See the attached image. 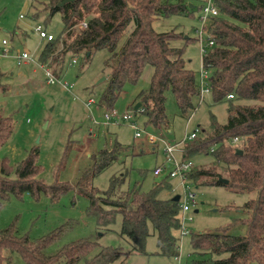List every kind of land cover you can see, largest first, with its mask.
Segmentation results:
<instances>
[{"label":"trees","instance_id":"16d2710c","mask_svg":"<svg viewBox=\"0 0 264 264\" xmlns=\"http://www.w3.org/2000/svg\"><path fill=\"white\" fill-rule=\"evenodd\" d=\"M63 1L32 2L35 9L42 6L49 19L57 14L62 18V34L47 41L39 57L40 64L57 79L64 75L70 58L82 57L87 65L95 53L108 51L105 69L110 70V78L101 100L108 107H113L126 85H136L151 66L154 74L150 88L138 94L135 104H140L137 113L144 118L145 126L170 129L166 112L169 91L184 117L194 113L201 84L184 59L185 48L192 40L174 30L157 33L153 28L161 18L194 17L200 10L194 0H73L61 5ZM215 4L219 15L209 25L214 46L203 58V66L210 72L209 90L214 103L228 105V121L220 125L213 116L209 132L183 142L185 159L210 156L214 160L209 168L194 167L186 178L195 185L222 186L256 196L238 208L246 216L235 218L227 229L193 236L194 253L203 259L192 264H264V0H215ZM84 23L86 28L82 27ZM182 39L185 47L173 46ZM231 95L233 99H228ZM14 131L12 118H0V149ZM235 138L239 139L237 144L233 143ZM127 151L117 144L112 150L98 152L92 168L82 173L75 186L58 181L47 185L40 178L36 148L16 166L0 159V210L14 197L39 199L44 194L57 200L74 190L88 199L87 215L96 220L100 230L109 229L120 215L121 236L134 245L128 253L106 247L89 257L99 244L83 239L49 256L45 250L59 234L34 242L19 235L12 225L0 230V264H14V255L25 264H113L135 252L144 254L151 230L157 235L158 255L179 257L180 201L161 198L162 193L174 188L168 178L155 183L148 193L139 185L124 190L127 174L113 176L105 191L92 183ZM220 178L228 184L221 183ZM239 226L245 228L244 235L229 234Z\"/></svg>","mask_w":264,"mask_h":264},{"label":"rangeland","instance_id":"374dc122","mask_svg":"<svg viewBox=\"0 0 264 264\" xmlns=\"http://www.w3.org/2000/svg\"><path fill=\"white\" fill-rule=\"evenodd\" d=\"M33 1L0 0V118H12L15 124L9 142L0 149L1 160L16 166L36 148L39 151L40 178L47 185L58 181L75 186L82 173L92 168L94 155L104 149L112 150L119 144L128 151L122 152L117 163L95 178L93 185L105 191L113 176L127 174L124 190L139 185L143 192L148 193L155 183L163 179L155 177L154 170L164 162L166 146L180 149L188 135L196 131L199 135L209 132L213 116L220 125L227 123V103L215 104L212 93L206 89L197 102L196 110L189 117L180 113L169 91L166 112L171 119L170 129L154 130L146 127L144 118L135 111V104L138 94L150 88L154 74L151 66L145 69L136 85H126L113 107H108L101 101L110 78V70L105 69V61L110 56L108 51L95 53L87 65L83 64L82 57L68 60L64 75L58 81L72 84L73 93L65 91L59 83L49 84L39 62L47 41L40 38L35 28L42 26L48 34L58 37L64 26L59 14L49 19L47 12L42 11V6L37 9L32 7ZM194 3L198 8L203 5L202 0H194ZM200 16L199 10L194 17L161 18L153 25L157 33L174 30L192 40L185 48L184 59L187 68L194 71L199 80L204 57L196 32L202 27ZM4 41L7 42L6 46H3ZM173 46L183 48L185 40L176 41ZM4 49L8 51L6 56L3 55ZM24 53L31 60L19 63L18 57ZM73 59L77 60V64H72ZM75 95L79 99L75 100ZM88 99L97 103L90 111L84 105ZM110 109L120 115L128 112L134 117L133 122H111L106 125L104 115ZM137 132L142 133L141 138H136ZM150 134L158 139L155 148L149 141ZM193 162L195 167L209 168L214 160L210 156H201L194 158ZM170 181L174 184V193L164 192L161 194L162 199L183 194L180 181ZM192 189L197 195L198 205L187 214L184 226L193 235L177 233L179 257L158 255L157 235L151 230L144 254L135 252L113 264H192L193 261L202 260L203 257L196 255L191 246L193 236L227 229L235 218L246 216L238 208L256 196L255 193L232 192L215 185L193 183ZM88 206V199L74 190L57 200L44 194L39 199L28 195L14 197L0 210V230L15 225L19 235L28 236L34 242L59 234L45 250L49 256L83 239L99 244L89 257H94L106 247L125 253L134 248L128 238L121 236L120 215L109 229L100 230L96 220L87 215ZM229 234L244 235L245 228L234 227ZM14 264L25 263L19 255H14Z\"/></svg>","mask_w":264,"mask_h":264},{"label":"built area","instance_id":"2783aa9c","mask_svg":"<svg viewBox=\"0 0 264 264\" xmlns=\"http://www.w3.org/2000/svg\"><path fill=\"white\" fill-rule=\"evenodd\" d=\"M203 5L200 7V21L202 22V27L201 29L197 30L198 34V43L200 44L201 47V52L204 54V57L208 54L209 48H212L214 46V42L211 40V36L209 33V25L210 22L213 20L214 17H217L219 15V10L215 4V0H202ZM82 27H87V25L84 23L82 24ZM36 33L40 36L41 39H44L46 41H52L54 40L55 36L48 34L47 31L42 27V26H37L35 28ZM206 38V40H205ZM7 42H3V46H6ZM8 51L4 49L3 55H7ZM203 57V58H204ZM28 60H31V57L24 53L22 56L18 57L19 63L26 62ZM72 64L75 65L77 64V60L73 59ZM42 66V65H41ZM43 69L46 72L47 76V81L49 84H54V83H59L61 84V87L67 91L73 93V88L74 86L69 83H63L59 82L58 79L53 75L52 71L45 66H42ZM200 84H201V98L203 96V93L205 90H209V78H210V72L207 68L203 66L202 71L200 72ZM57 81V82H56ZM75 100L79 99L78 96L75 95ZM228 99H233V96H229ZM97 103L93 99H88L84 102V105L88 111L91 110L93 106H95ZM139 111V110H138ZM143 109L141 110L140 113H143ZM137 113V111H136ZM104 123L106 125L110 124L111 122H133L134 117L129 114L128 112L120 115L117 111L114 109L107 110L105 115H104ZM132 126L138 130L137 126L134 123H131ZM198 131L192 133L191 135L187 136V139L184 140H193L198 136ZM142 133L137 132L136 138H141ZM150 143L152 146L155 148L158 144V139L150 134L148 136ZM239 142L238 138H235L233 140L234 144H237ZM183 143L181 144V146ZM177 152L182 153V147L180 149L175 148L173 146H166L165 148V160L164 162L157 166L154 170V176L157 178H168L169 180L172 179H178L180 181L179 186L183 189V194L179 195L180 196V205H181V229L180 233L182 235H192V231L185 228L184 223L186 220L187 214H189L192 210V208L197 207L198 201H197V195L192 189L193 183L189 180H187V175L193 170L195 167L194 162L189 159H183L179 160L177 158ZM175 189L173 188L172 192ZM191 220V219H190ZM189 220V221H190Z\"/></svg>","mask_w":264,"mask_h":264},{"label":"water","instance_id":"95a60500","mask_svg":"<svg viewBox=\"0 0 264 264\" xmlns=\"http://www.w3.org/2000/svg\"><path fill=\"white\" fill-rule=\"evenodd\" d=\"M71 1H73V0H64L61 5H64V4H66L68 2H71ZM138 109H140V104H137L135 106V111H137ZM236 153L239 154V155H241L242 154V151L241 150H236ZM220 182L223 183V184H228V180L223 179V178H220ZM173 200L175 202H179L180 201V196L179 195L175 196L173 198ZM196 213H197V211H196Z\"/></svg>","mask_w":264,"mask_h":264},{"label":"crops","instance_id":"0c3cea01","mask_svg":"<svg viewBox=\"0 0 264 264\" xmlns=\"http://www.w3.org/2000/svg\"><path fill=\"white\" fill-rule=\"evenodd\" d=\"M177 158L179 159V160H183V159H185L184 158V156H183V153H179V155H177ZM193 161V160H192ZM171 183H172V181H171ZM173 184V183H172ZM173 187H174V184H173ZM172 192V191H171ZM173 193H174V191H173ZM175 196H177V195H175ZM174 196V197H175ZM198 212V211H197Z\"/></svg>","mask_w":264,"mask_h":264}]
</instances>
